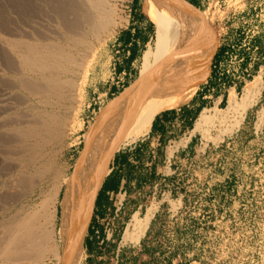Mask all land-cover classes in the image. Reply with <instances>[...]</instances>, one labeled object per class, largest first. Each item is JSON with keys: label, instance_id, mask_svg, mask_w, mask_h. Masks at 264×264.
I'll return each instance as SVG.
<instances>
[{"label": "rangeland", "instance_id": "1", "mask_svg": "<svg viewBox=\"0 0 264 264\" xmlns=\"http://www.w3.org/2000/svg\"><path fill=\"white\" fill-rule=\"evenodd\" d=\"M131 1L108 0L114 23L108 39L97 47L103 63L86 81L78 114L67 120L66 146L57 164L63 179L74 175L91 148L112 139L126 119L129 108L123 114L111 113L120 105L103 90L110 76V42L125 23ZM183 7L188 10H177L176 23L184 62L166 99L172 104L167 109L187 102L206 77L216 47L214 35L226 39L220 71L230 76L226 82L237 84V94L231 91L227 102L201 111L210 115L199 128L194 126L195 147L176 152L180 145H170L163 161L160 145L151 162L147 152L155 149L148 146L137 157L136 168L126 165L134 184L129 192L113 197L100 219L94 217L93 207L86 215L79 264H264V0H205L201 8ZM142 11L154 24L148 0H142ZM135 87L130 89L133 95ZM138 141L108 156L97 178L100 186L112 158ZM157 166L164 167L158 176ZM150 206L154 213L139 241L123 243L131 216H143ZM92 245L90 257L87 249Z\"/></svg>", "mask_w": 264, "mask_h": 264}, {"label": "bare ground", "instance_id": "2", "mask_svg": "<svg viewBox=\"0 0 264 264\" xmlns=\"http://www.w3.org/2000/svg\"><path fill=\"white\" fill-rule=\"evenodd\" d=\"M148 1L154 44L144 54L126 119L63 179L57 164L67 120L78 114L86 81L103 63L97 47L110 35L114 10L108 0H0V264H79L103 165L148 133L181 75V0ZM208 114L201 112L195 125ZM153 213L150 206L143 216L133 214L122 242H138Z\"/></svg>", "mask_w": 264, "mask_h": 264}, {"label": "crops", "instance_id": "3", "mask_svg": "<svg viewBox=\"0 0 264 264\" xmlns=\"http://www.w3.org/2000/svg\"><path fill=\"white\" fill-rule=\"evenodd\" d=\"M204 1L181 0L178 11L185 10L186 7H183L185 4L201 8L200 6L203 5ZM192 14L193 12L188 17ZM125 16V23L117 29L110 42V76L107 87L103 90L106 95L109 94L113 99L116 98L115 103L118 106L120 105V109L111 113L118 114H123L133 102L134 95L130 92V89L137 81L144 54L153 47L155 38L154 24L143 13L142 0H132ZM214 38L216 47L206 77L197 86L189 100L172 109H167L172 104L170 100H166L157 110L146 136L133 146L118 152L110 161L111 166L106 177L102 180L94 201L93 212L95 218L100 219L103 216V212L110 207L116 194L129 192L130 186L134 184V181L131 182L125 171L126 165L136 168L138 165L137 157L143 154L148 146L155 149L163 145L164 150L161 155L163 161L167 159L166 149L170 145H180L176 152H185L187 149L195 147L197 135L194 126L200 112L207 108H218L220 104L227 102L231 91L237 94V84L226 82L225 80L230 79V76L225 74L223 70L220 71L223 58L227 53L226 39L217 37V35H214ZM258 72H261L260 68ZM153 151L147 152L151 162L156 159V149L155 153ZM174 155L173 152L172 156ZM155 169L156 176L160 174V171L161 174L164 171L163 166L161 170L158 166ZM146 171L147 174L151 175L152 165H149ZM139 208L140 206L136 207L137 210ZM93 226L95 225L93 224ZM93 247L92 245L89 246V249L86 248L90 252V257L94 256Z\"/></svg>", "mask_w": 264, "mask_h": 264}, {"label": "built area", "instance_id": "4", "mask_svg": "<svg viewBox=\"0 0 264 264\" xmlns=\"http://www.w3.org/2000/svg\"><path fill=\"white\" fill-rule=\"evenodd\" d=\"M118 209H119V207H118Z\"/></svg>", "mask_w": 264, "mask_h": 264}]
</instances>
